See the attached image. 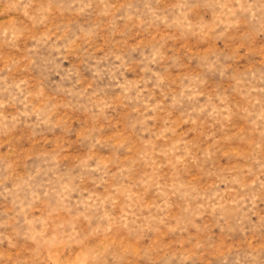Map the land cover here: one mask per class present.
Instances as JSON below:
<instances>
[{
  "label": "rangeland",
  "instance_id": "374dc122",
  "mask_svg": "<svg viewBox=\"0 0 264 264\" xmlns=\"http://www.w3.org/2000/svg\"><path fill=\"white\" fill-rule=\"evenodd\" d=\"M0 264H264V0H0Z\"/></svg>",
  "mask_w": 264,
  "mask_h": 264
}]
</instances>
